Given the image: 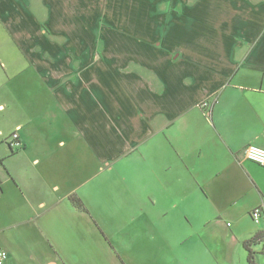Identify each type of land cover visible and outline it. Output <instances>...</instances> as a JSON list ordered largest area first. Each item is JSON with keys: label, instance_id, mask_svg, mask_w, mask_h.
Segmentation results:
<instances>
[{"label": "crops", "instance_id": "1", "mask_svg": "<svg viewBox=\"0 0 264 264\" xmlns=\"http://www.w3.org/2000/svg\"><path fill=\"white\" fill-rule=\"evenodd\" d=\"M248 145L264 147V0H0L4 264H249ZM108 172L125 185L109 232L87 198Z\"/></svg>", "mask_w": 264, "mask_h": 264}, {"label": "rangeland", "instance_id": "2", "mask_svg": "<svg viewBox=\"0 0 264 264\" xmlns=\"http://www.w3.org/2000/svg\"><path fill=\"white\" fill-rule=\"evenodd\" d=\"M60 37L58 39V43L60 42ZM262 147V146H261ZM246 152V150H245ZM244 152V153H245ZM246 157V155H245ZM247 158V157H246ZM248 159V158H247ZM261 165V164H259ZM108 176L106 174H104L102 177L97 178L96 181H91V184L89 187H87V189L91 190V194L89 195V205L90 208L94 209V212L97 215V219L99 221V223L101 224L100 226H103V229L105 231L110 230V228L115 227V228H120V226H122L123 221L125 219L124 216V212H123V207L124 204L120 203V201L123 199L122 195L124 192V182L122 180H114L111 178L112 174H110L108 172ZM116 182V183H115ZM93 184L95 185L96 188V193H93L92 188H93ZM119 185V189L117 188ZM111 186H114V190L117 189V191L119 190L120 194L117 195H113L112 198L109 196L110 195V190H111ZM88 194V191H86ZM98 223V225H99ZM97 225V226H98ZM98 226V227H100ZM103 236H106L105 233L97 232V235H95V237L97 239H99L98 243L95 246V250L97 254H102L104 255L103 257L107 258L110 254L107 253V251L109 250L111 253H113L109 248L108 250L105 248V244H101L100 242H104L103 240ZM107 237V236H106ZM25 242L26 244L29 243V240L24 241L23 246H25ZM262 244L258 245L257 248H262ZM108 247V246H107ZM113 249V245L111 246ZM84 254V252H83ZM107 256V257H106ZM259 262H261V264H264V254L260 253L259 255H257ZM160 258L158 256H154V255H148L145 258V263L146 264H159L158 260ZM28 260H30L28 258ZM107 261V259L103 258V262L105 264V262ZM32 264H35V262H31ZM160 264H167V262H164V259L162 261V263Z\"/></svg>", "mask_w": 264, "mask_h": 264}, {"label": "built area", "instance_id": "3", "mask_svg": "<svg viewBox=\"0 0 264 264\" xmlns=\"http://www.w3.org/2000/svg\"><path fill=\"white\" fill-rule=\"evenodd\" d=\"M12 146L19 143V134L17 132L12 134ZM246 157L257 164L264 165V147L258 146V145H248L246 147V152H245ZM262 215V208L260 206L255 207L252 210V218L255 221H258L260 216ZM7 259V252L5 250H0V264H4Z\"/></svg>", "mask_w": 264, "mask_h": 264}, {"label": "trees", "instance_id": "4", "mask_svg": "<svg viewBox=\"0 0 264 264\" xmlns=\"http://www.w3.org/2000/svg\"><path fill=\"white\" fill-rule=\"evenodd\" d=\"M71 200L78 207L79 210L86 211L87 208L80 198H78L77 196H72ZM261 242L264 245V230H258L250 239L245 240L244 246L248 251L249 264H259L257 260V252L252 248V246ZM262 247L263 248L261 249V252L262 254H264V246Z\"/></svg>", "mask_w": 264, "mask_h": 264}]
</instances>
